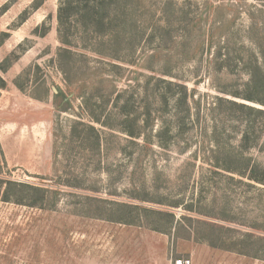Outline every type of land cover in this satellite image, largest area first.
I'll list each match as a JSON object with an SVG mask.
<instances>
[{
	"label": "rangeland",
	"instance_id": "374dc122",
	"mask_svg": "<svg viewBox=\"0 0 264 264\" xmlns=\"http://www.w3.org/2000/svg\"><path fill=\"white\" fill-rule=\"evenodd\" d=\"M133 1L0 0V264H264V0Z\"/></svg>",
	"mask_w": 264,
	"mask_h": 264
},
{
	"label": "trees",
	"instance_id": "16d2710c",
	"mask_svg": "<svg viewBox=\"0 0 264 264\" xmlns=\"http://www.w3.org/2000/svg\"><path fill=\"white\" fill-rule=\"evenodd\" d=\"M133 4H135V1L133 0H60L58 20L62 26L64 24L69 25L71 24L70 18L74 15L78 22L81 21L83 29L86 32H99L101 27L109 24L111 21L110 19H115V21L120 20L126 28L127 25L131 23V21L128 22V17H131L132 13L130 11L128 12V10H131L134 7ZM106 7H115L117 15L114 17L106 16ZM73 12L74 14H72ZM63 43L66 44V46H70L66 41H63ZM91 51L97 53V51L92 48ZM258 75L259 70L257 69V71L253 72V79L256 82H258ZM261 104L264 105V102L262 101ZM242 108H247L248 110L253 111L250 107L244 106ZM260 113L262 112L260 111ZM225 170L247 178L252 182L264 185V175H261L260 177L256 176V167H252L251 170L244 169V171L232 168H226Z\"/></svg>",
	"mask_w": 264,
	"mask_h": 264
},
{
	"label": "built area",
	"instance_id": "2783aa9c",
	"mask_svg": "<svg viewBox=\"0 0 264 264\" xmlns=\"http://www.w3.org/2000/svg\"><path fill=\"white\" fill-rule=\"evenodd\" d=\"M170 264H193L188 258H172Z\"/></svg>",
	"mask_w": 264,
	"mask_h": 264
}]
</instances>
